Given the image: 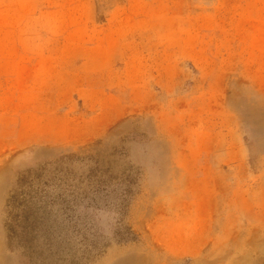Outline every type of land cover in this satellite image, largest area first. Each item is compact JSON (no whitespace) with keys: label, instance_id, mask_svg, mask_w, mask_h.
Listing matches in <instances>:
<instances>
[{"label":"rangeland","instance_id":"374dc122","mask_svg":"<svg viewBox=\"0 0 264 264\" xmlns=\"http://www.w3.org/2000/svg\"><path fill=\"white\" fill-rule=\"evenodd\" d=\"M219 263L264 264V0H0V264Z\"/></svg>","mask_w":264,"mask_h":264},{"label":"bare ground","instance_id":"6f19581e","mask_svg":"<svg viewBox=\"0 0 264 264\" xmlns=\"http://www.w3.org/2000/svg\"><path fill=\"white\" fill-rule=\"evenodd\" d=\"M217 213V212H216ZM220 214V213H219ZM209 223V222H208ZM212 226V225H211ZM215 226V225H214ZM210 227V226H209ZM207 231V230H206ZM214 231H215V229H214ZM250 236V235H249ZM251 239V238H250ZM246 247V246H245ZM252 247V246H251ZM245 253V252H244ZM247 253V252H246ZM245 255H243V257H244ZM229 257V256H228ZM246 257V256H245ZM225 259V258H224ZM220 264V263H219Z\"/></svg>","mask_w":264,"mask_h":264}]
</instances>
